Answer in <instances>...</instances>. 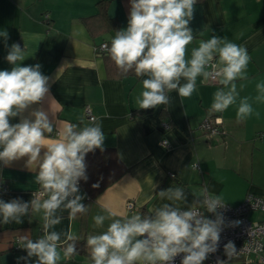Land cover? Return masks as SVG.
Here are the masks:
<instances>
[{
    "label": "crops",
    "instance_id": "obj_1",
    "mask_svg": "<svg viewBox=\"0 0 264 264\" xmlns=\"http://www.w3.org/2000/svg\"><path fill=\"white\" fill-rule=\"evenodd\" d=\"M194 8L189 27L195 38L187 46L186 59L201 40L212 36L227 37L245 46L251 57L247 79L236 81L239 97L224 112L210 111L213 94L222 85L209 80L202 83V77L197 78L196 91L190 98L182 100L173 91L169 105L138 109L136 98L143 91L142 80L146 77H137L134 71L122 74L106 51L102 54L94 49L112 39L111 30H106L107 21L113 22L117 30L127 27L130 0H0V32L8 33L6 43L0 36V70L11 69L5 57L16 43L24 48L26 59L21 66L38 63L50 78L49 96L23 115L28 116L36 107L48 111L56 129L46 135L58 139V130L65 122L83 127L92 121L85 113L88 105L94 118L102 123L103 147L113 148L125 167L91 199L79 186L88 211L74 220L64 211L54 230L72 231L84 243L75 242L76 249L82 250L71 257L64 258L61 252L58 264H91L86 245L90 234L106 231L112 219L122 218L119 214L150 215L155 208L173 203L158 195L169 187H183L186 202H175L181 208L199 205L205 193L218 195L230 204L239 203L247 193L264 198V102L254 100L258 95L256 85L264 83V0H196ZM243 97L250 98L259 117L253 114L237 121ZM215 115L220 116L222 131L210 135L200 124L205 117ZM19 120L12 118L10 123ZM163 139H167V146H161ZM36 172V165L27 163L26 157L8 166L0 162V185L6 186L0 191V199H46V195H36L43 190L35 183ZM128 200L134 203L133 209H127ZM106 208L118 215L106 219L102 227L95 226L93 216H108ZM261 215L260 210L248 213L251 219ZM22 219L20 224H0V264H25L24 260L18 261L27 256L19 238L27 235L36 240L43 235L42 212L30 210ZM35 259L30 258L27 264H34ZM249 264L264 262L254 258Z\"/></svg>",
    "mask_w": 264,
    "mask_h": 264
},
{
    "label": "clouds",
    "instance_id": "obj_2",
    "mask_svg": "<svg viewBox=\"0 0 264 264\" xmlns=\"http://www.w3.org/2000/svg\"><path fill=\"white\" fill-rule=\"evenodd\" d=\"M196 0H130L127 27L117 30L109 44L101 47L107 52L122 74L134 71L142 80L143 91L136 98L138 109H154L171 103L170 93L190 98L196 91L197 78L202 83L217 80L221 88L213 94L211 112H224L239 97L236 81L247 79L246 69L251 60L243 45L227 37L212 36L201 40L186 59L187 46L194 40L190 21L194 17ZM5 40L7 31L0 32ZM23 37V35H22ZM24 39V37H23ZM12 65L10 70H0V162L8 166L13 161L27 158L35 164V183L39 184L47 198H32L29 202L0 199V224L23 222L30 210L43 213V235L32 240L21 236V247L26 257H19L25 264L35 257L34 264H58L63 257L77 254L76 233L54 230L61 223L62 213L69 219L88 211L82 203L79 182L87 181L86 155L96 149L104 150L105 133L97 118L83 127L65 122L58 130V139L48 135L56 129L48 111L34 108L28 116L23 114L33 105H40L50 92V78L41 71V65L21 66L26 59L24 48L13 43L5 57ZM256 102H264V83L256 85ZM249 97L239 101L237 121H243L255 112ZM20 117L18 123H10ZM82 123V121H81ZM168 141H162V147ZM43 150V151H42ZM98 188L99 183H94ZM165 203L150 215L124 214L112 219L106 231L90 234L86 245L90 249L91 264H173L174 258L183 254L181 264H203L209 254L215 253L224 226V217L218 209L225 207L218 195L206 194L199 205L215 219L207 218L200 208L190 206L182 210L176 201L186 202L183 187H169L159 191ZM108 216H93L94 225L102 227L106 219L116 217L117 212L105 209ZM232 221L229 226H238ZM64 237L63 241L61 237ZM71 242V243H70ZM66 245L61 247V245ZM229 259L237 250L232 241L224 245ZM216 264H226L217 260Z\"/></svg>",
    "mask_w": 264,
    "mask_h": 264
},
{
    "label": "built area",
    "instance_id": "obj_3",
    "mask_svg": "<svg viewBox=\"0 0 264 264\" xmlns=\"http://www.w3.org/2000/svg\"><path fill=\"white\" fill-rule=\"evenodd\" d=\"M105 43L106 42H101L98 45H95L94 49L98 52H104L101 46ZM209 81L215 82L217 80L209 79ZM85 113L89 119L94 118L88 105L85 106ZM220 122V116L215 115L213 117H205L200 126L210 135L219 134L222 131ZM4 190H6V186L1 184L0 191L2 192ZM42 192L43 190H38L36 195L41 196ZM206 194L207 193H205V195ZM221 201L225 204V207L218 209V212L222 213L225 223L220 234V241L217 251L209 254L203 264H216L217 260H223L226 264H249L254 258L259 262H264V255H262V252H264V198L247 193L237 204H230L223 200ZM126 207L130 210L135 206L132 201L128 200L126 202ZM193 207L200 208L207 218L215 219L214 214L208 213L205 209L200 207V205H193ZM187 209L188 208H182V210ZM252 210H260L262 216L259 219L249 218L248 213ZM232 221H240V223L235 227L229 226ZM228 241H232L237 250L236 254L230 259L224 251V245ZM18 247L19 245L16 244L15 248ZM182 258L183 254L178 255L174 258L173 264H181Z\"/></svg>",
    "mask_w": 264,
    "mask_h": 264
},
{
    "label": "trees",
    "instance_id": "obj_4",
    "mask_svg": "<svg viewBox=\"0 0 264 264\" xmlns=\"http://www.w3.org/2000/svg\"><path fill=\"white\" fill-rule=\"evenodd\" d=\"M106 30L117 31L113 22L110 21L106 22ZM104 53L105 52H102V54ZM85 162L87 165L86 171L88 180L86 182L81 180L79 186L85 191L88 199L95 197L103 188L112 183L125 169L113 148H104L103 151L96 149L94 152H90L86 155ZM97 182L99 183V187L93 188L92 185ZM76 243L82 245L84 242L78 240ZM77 250L81 251L82 248L77 247Z\"/></svg>",
    "mask_w": 264,
    "mask_h": 264
},
{
    "label": "water",
    "instance_id": "obj_5",
    "mask_svg": "<svg viewBox=\"0 0 264 264\" xmlns=\"http://www.w3.org/2000/svg\"><path fill=\"white\" fill-rule=\"evenodd\" d=\"M109 33H110L111 37L114 38L115 32L113 30H111Z\"/></svg>",
    "mask_w": 264,
    "mask_h": 264
},
{
    "label": "rangeland",
    "instance_id": "obj_6",
    "mask_svg": "<svg viewBox=\"0 0 264 264\" xmlns=\"http://www.w3.org/2000/svg\"><path fill=\"white\" fill-rule=\"evenodd\" d=\"M251 215V217H252V213L250 214ZM262 216V215H261Z\"/></svg>",
    "mask_w": 264,
    "mask_h": 264
}]
</instances>
